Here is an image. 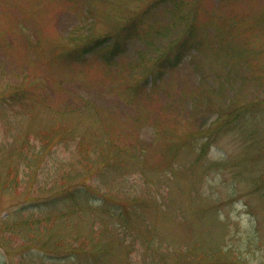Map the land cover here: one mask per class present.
<instances>
[{
	"label": "rangeland",
	"instance_id": "1",
	"mask_svg": "<svg viewBox=\"0 0 264 264\" xmlns=\"http://www.w3.org/2000/svg\"><path fill=\"white\" fill-rule=\"evenodd\" d=\"M14 85L38 104L21 120L30 144L42 124L99 130L137 153L128 172L95 177L142 197L134 236L160 228L165 264H264V163L251 166L264 158V0H0V93ZM61 134L36 167L0 153V175L17 178L0 185V264H146L117 219L97 218L107 252L66 253L72 225L83 237L97 228L49 199ZM48 238L64 252L26 246Z\"/></svg>",
	"mask_w": 264,
	"mask_h": 264
},
{
	"label": "trees",
	"instance_id": "2",
	"mask_svg": "<svg viewBox=\"0 0 264 264\" xmlns=\"http://www.w3.org/2000/svg\"><path fill=\"white\" fill-rule=\"evenodd\" d=\"M101 39V38H100ZM99 40H95V44ZM91 45V44H90ZM89 44L86 42L82 43V48L77 50L81 53H86L90 48H87ZM86 47V48H85ZM84 48V49H83ZM119 49L113 48L112 52L118 51ZM181 52L176 51V54ZM35 101H31L28 92L22 85H14L6 93H0V135L4 136L0 140V151L5 150L6 155L9 160H12L14 155L18 154L20 157L27 159L32 165L35 163L37 165L36 158L47 156L48 153L51 154L52 150L55 149L54 146H50V141L53 142L54 136L60 138L61 132L67 133V135L62 136L64 140V149L66 150V159H59L58 156H53V161L55 163L63 162V164H53V169L48 175V180L52 179V186L47 187V189L53 194L49 199L55 200L61 197H68L72 199L73 203H77V206L72 208L67 214H75L79 221L85 220V217L91 216V226L92 229L97 228V218L99 216L100 222L109 219H117L119 230L117 236L121 238V241L126 239V237H132L133 240L131 244L127 246H135L136 240H138V246H135L134 250L142 253L144 257V262L146 264H165L163 256H161L163 245L165 244L163 234L160 232V228L157 229L154 226H148L145 232L139 238L134 236L136 222V206H140V201L142 197L134 190L125 185L115 186L113 183L105 181V179L98 180L95 175L97 174H107L111 170L120 168L122 172H128L137 164L139 157L136 156L137 153H131L127 155V150L117 144L110 143V135L105 134L99 130L94 133H84L74 134L71 130H65L63 127L49 129H43L42 124L38 132H34L37 137H39L40 146L35 144H30L27 135L33 130L30 126L27 128V132L22 135L20 130L22 127L23 115L30 113L32 115L33 110L38 104ZM8 107L12 115H8L5 108ZM19 116L21 118H19ZM48 133H46V131ZM49 136V141L45 138ZM87 137H92L93 141L86 140ZM75 139L73 145L69 146L70 142ZM73 143V141H72ZM205 145L202 146L201 154L205 152ZM69 151V152H68ZM140 151V150H139ZM139 151H137L139 153ZM5 154V153H4ZM264 159V158H263ZM251 161L252 168L259 165L262 166L264 161ZM9 170L11 168H8ZM0 185L2 187H7L10 190L14 189L15 184L17 185V178L11 175L10 171L8 173L7 166L0 175ZM60 179V180H58ZM55 180L60 184V188L55 190ZM125 181V180H124ZM46 184V186L48 185ZM46 189V187L44 188ZM53 192V193H52ZM58 197V198H57ZM88 204L85 210V215L79 212L82 203ZM138 204V205H137ZM9 219V217H8ZM100 225V224H99ZM94 227V228H93ZM19 230V225H16L15 232ZM103 227H99L89 236L83 237L84 234L77 233L75 231L74 225L70 227V233L65 237L72 240L75 244L74 246L69 244L70 250H67V254L72 256L73 253L78 255H96L99 249L101 252H107L104 249L103 244L99 240V235L102 232ZM83 237V238H82ZM58 238L44 239L41 240L40 245H36L39 241L35 239L34 242L26 245L37 246L36 248H29L36 257H42L43 254L64 252L60 250L61 244H57ZM81 239L79 242L77 240ZM84 244H90L86 247ZM105 243V242H104ZM54 246V249L51 248ZM165 249V248H164ZM100 253V252H99ZM187 256V254H183Z\"/></svg>",
	"mask_w": 264,
	"mask_h": 264
}]
</instances>
